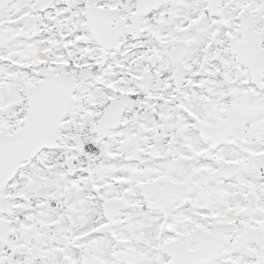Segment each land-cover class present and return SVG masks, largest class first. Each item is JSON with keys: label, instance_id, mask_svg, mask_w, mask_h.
Listing matches in <instances>:
<instances>
[{"label": "snow or ice", "instance_id": "6c2138e0", "mask_svg": "<svg viewBox=\"0 0 264 264\" xmlns=\"http://www.w3.org/2000/svg\"><path fill=\"white\" fill-rule=\"evenodd\" d=\"M0 264H264V0H0Z\"/></svg>", "mask_w": 264, "mask_h": 264}]
</instances>
